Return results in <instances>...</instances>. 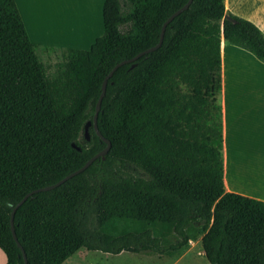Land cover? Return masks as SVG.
Here are the masks:
<instances>
[{
	"label": "trees",
	"instance_id": "trees-1",
	"mask_svg": "<svg viewBox=\"0 0 264 264\" xmlns=\"http://www.w3.org/2000/svg\"><path fill=\"white\" fill-rule=\"evenodd\" d=\"M187 2L105 0L103 32L91 48L61 49V62L50 65L37 52L57 49L32 43L15 0H0L6 264H24L11 233L13 207L105 148L92 125L104 78L154 47L165 21ZM222 41L264 65L256 26L226 12L224 0H192L156 51L114 72L97 116L111 145L104 159L32 195L14 214L26 264H62L79 250L178 258L194 242L206 264H264V202L224 186Z\"/></svg>",
	"mask_w": 264,
	"mask_h": 264
},
{
	"label": "crops",
	"instance_id": "crops-1",
	"mask_svg": "<svg viewBox=\"0 0 264 264\" xmlns=\"http://www.w3.org/2000/svg\"><path fill=\"white\" fill-rule=\"evenodd\" d=\"M15 0L29 40L56 49L89 50L103 32L101 0L96 27L86 21L69 26L61 15L76 16V5L60 0ZM226 12L256 26L264 35V0H224ZM94 30V34H93ZM224 186L228 193L264 202V65L250 53L221 42ZM245 61L249 71L240 67ZM200 248L198 242L178 258L147 257L156 264H180ZM125 252L116 255L121 257ZM129 254V253H128ZM132 255V254H131ZM197 255L203 257L201 248ZM204 258V257H203ZM0 264H6L0 251Z\"/></svg>",
	"mask_w": 264,
	"mask_h": 264
},
{
	"label": "rangeland",
	"instance_id": "rangeland-1",
	"mask_svg": "<svg viewBox=\"0 0 264 264\" xmlns=\"http://www.w3.org/2000/svg\"><path fill=\"white\" fill-rule=\"evenodd\" d=\"M45 4L50 7L51 1H45ZM101 0H60V6L64 5H76L80 10L76 16L73 15H61L64 20L68 23L69 26L73 27L75 21L80 22L81 24L89 21L93 23V27L97 25L98 22V7ZM93 30V34H94ZM38 58L42 63L55 65L60 63L62 60L61 50L57 49L55 51H45L39 49ZM240 67L244 71H249L247 63L245 61L240 62ZM198 248L197 250H199ZM197 250H195L192 255L182 261L180 264H206V261L203 257L197 255ZM121 257H115L108 254H103L101 252H88L85 250L77 251L73 256L68 258L62 264H156L154 260H150L146 256L131 255L128 253H123ZM168 260L161 262L160 264H168Z\"/></svg>",
	"mask_w": 264,
	"mask_h": 264
},
{
	"label": "water",
	"instance_id": "water-1",
	"mask_svg": "<svg viewBox=\"0 0 264 264\" xmlns=\"http://www.w3.org/2000/svg\"><path fill=\"white\" fill-rule=\"evenodd\" d=\"M192 0H188V2L180 9H178L176 12H174L170 17H168V19L165 21V23L163 24L162 26V29H161V34H160V39H159V42L154 46V47H151L139 54H137L135 57H133L132 59H129V60H125V61H122L120 63H118L117 65H115L113 67V69L110 71V73L104 78L103 80V83H102V87H101V93H100V96L98 98V101L96 103V106H95V113H94V116H93V120H92V125H93V129H94V132L96 134V136L101 139L105 144V148L100 151L99 153H97L96 155H94L92 158H90L84 165L83 167H81L80 169L74 171L73 173L67 175L65 178H63L62 180H60L59 182L55 183L54 185H51V186H48V187H44V188H41V189H38V190H35L27 195H25L12 209V213H11V218H10V226H11V233H12V236H13V239L14 241L16 242V245L17 247L21 250L22 252V256H23V260H24V264H26V256H25V253L24 251L22 250V247L20 246V244L18 243L17 241V238H16V234H15V230H14V226H13V218H14V214L16 212V210L28 199L30 198L32 195L34 194H37V193H40V192H47V191H51L57 187H59L60 185H62L63 183H65L66 181H68L69 179H71L72 177L84 172L88 167L91 166V164L98 158H102L104 159L105 155L108 153L109 149H110V142L108 140H106L102 135L101 133L99 132L98 128H97V116H98V113H99V110H100V104H101V101L105 95V90H106V86H107V81L108 79H110L114 72L121 66L125 65V64H129V63H133L135 62L137 59H139L140 57H142L143 55L145 54H149V53H152L154 51H156L160 46H161V43H162V39H163V35H164V31H165V28L166 26L173 21V19L175 17H177L178 15H180L181 13H183L185 10L188 9L189 5L191 4ZM225 20H231V18L229 16H225L224 17ZM133 67V66H132ZM90 126V123L87 124V127ZM87 130V129H86ZM86 130H85V133H86Z\"/></svg>",
	"mask_w": 264,
	"mask_h": 264
}]
</instances>
